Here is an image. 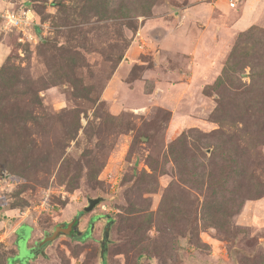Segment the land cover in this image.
I'll return each mask as SVG.
<instances>
[{
	"label": "rangeland",
	"instance_id": "rangeland-1",
	"mask_svg": "<svg viewBox=\"0 0 264 264\" xmlns=\"http://www.w3.org/2000/svg\"><path fill=\"white\" fill-rule=\"evenodd\" d=\"M235 1L0 0V264H264V0Z\"/></svg>",
	"mask_w": 264,
	"mask_h": 264
},
{
	"label": "water",
	"instance_id": "water-1",
	"mask_svg": "<svg viewBox=\"0 0 264 264\" xmlns=\"http://www.w3.org/2000/svg\"><path fill=\"white\" fill-rule=\"evenodd\" d=\"M98 202H99V199H92V198H90L89 199V206L85 207V211H91L92 209H94V207L97 205ZM77 220H78V218L76 217L68 225H64V224L57 225L55 227V230L53 231V233L51 235L50 234H46V236L44 237V239H42L39 242V249L43 245L47 244L48 242H51V241L55 240L61 234H66V235H71V236H73L74 234H76V232L79 230L78 229L79 228L78 227L79 226V221H77ZM72 231H73V233H72ZM74 231H75V233H74ZM102 252H105L104 249L102 250Z\"/></svg>",
	"mask_w": 264,
	"mask_h": 264
},
{
	"label": "built area",
	"instance_id": "built-area-1",
	"mask_svg": "<svg viewBox=\"0 0 264 264\" xmlns=\"http://www.w3.org/2000/svg\"><path fill=\"white\" fill-rule=\"evenodd\" d=\"M229 5H230V7H235L236 1L230 0ZM27 9H28L27 12H25L23 10L21 12V14L17 15V16L14 13H12L10 15H6L8 25H10L12 27H16V28H18V25H19L23 28L22 30L27 29V28L31 29L32 25L34 27L35 14L33 13V11L31 9H29V8H27ZM29 12H30L31 17L29 14H27Z\"/></svg>",
	"mask_w": 264,
	"mask_h": 264
},
{
	"label": "trees",
	"instance_id": "trees-1",
	"mask_svg": "<svg viewBox=\"0 0 264 264\" xmlns=\"http://www.w3.org/2000/svg\"><path fill=\"white\" fill-rule=\"evenodd\" d=\"M26 1H28V0H26ZM25 7L26 8H29V9H31L33 12H34V14H36L35 13V10H34V8H33V6H28V5H25ZM34 21H35V23H36V20L34 19ZM38 25V24H37ZM37 30H38V32L40 31V28L37 26ZM19 232H21V230L19 231ZM104 254H105V252H104ZM105 256V255H104Z\"/></svg>",
	"mask_w": 264,
	"mask_h": 264
},
{
	"label": "flooded vegetation",
	"instance_id": "flooded-vegetation-1",
	"mask_svg": "<svg viewBox=\"0 0 264 264\" xmlns=\"http://www.w3.org/2000/svg\"><path fill=\"white\" fill-rule=\"evenodd\" d=\"M78 221V220H77ZM77 223V222H76ZM76 225V224H75ZM72 233H73V231H72ZM74 233H75V231H74ZM75 235V234H74ZM73 235V236H74ZM27 246H29V245H27ZM43 247V246H42ZM42 247H41V249H42ZM33 248H35L34 250H36V249H39V244L37 243V246L36 247H32V248H30V247H28L27 249H33ZM21 252V251H20Z\"/></svg>",
	"mask_w": 264,
	"mask_h": 264
},
{
	"label": "crops",
	"instance_id": "crops-1",
	"mask_svg": "<svg viewBox=\"0 0 264 264\" xmlns=\"http://www.w3.org/2000/svg\"><path fill=\"white\" fill-rule=\"evenodd\" d=\"M248 11V10H247Z\"/></svg>",
	"mask_w": 264,
	"mask_h": 264
}]
</instances>
